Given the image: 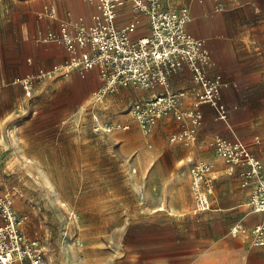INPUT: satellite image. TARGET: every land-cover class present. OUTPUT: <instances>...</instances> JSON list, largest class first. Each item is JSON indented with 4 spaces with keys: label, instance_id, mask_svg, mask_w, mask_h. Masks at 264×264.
Here are the masks:
<instances>
[{
    "label": "crops",
    "instance_id": "obj_1",
    "mask_svg": "<svg viewBox=\"0 0 264 264\" xmlns=\"http://www.w3.org/2000/svg\"><path fill=\"white\" fill-rule=\"evenodd\" d=\"M169 1L189 6L187 30L206 39L210 62L203 67L210 75L222 76V98L228 116L221 119L211 105H201L204 116L198 141L187 145L169 141L173 132L183 129L174 118L160 120L152 134L146 136L129 109L103 117L95 114L104 124H131L129 130L114 131L123 132L128 151L136 153L134 171L139 169L141 173L140 209L129 213L125 226L130 239L126 244L129 264H264V245H253L250 239L231 232L236 225L252 227L264 222V212L254 211L250 205L256 180L245 182L241 173L246 166L223 160L212 145L216 135L240 140L261 160L264 171V38L223 32V16L235 7L224 8L215 0ZM243 7L246 6L236 9ZM98 12V0H0V109L6 102L14 107L23 126L33 121L34 116L28 112L34 111L36 96L27 95L16 80L62 63L68 56L66 45L49 39L48 33L61 34L65 26L76 37L80 18L90 24ZM140 18L146 21L145 28L138 25L133 37L148 35V17L136 13L131 2L119 9L117 23L123 27ZM68 76L66 83L74 79L79 82L84 103L103 84L97 67L74 69ZM51 78L45 76L38 81L42 89L36 83L35 90L39 87L45 91L39 102L53 90ZM171 84L174 90L186 89L189 93L197 87L188 68L173 74ZM61 85L60 82L54 89ZM135 87L120 88L117 91L122 96L113 101L107 98L108 103L127 106L162 89H147L145 95L135 96ZM193 102L192 93L184 99L188 108ZM8 113L0 111L1 131L3 123L9 121L7 117L13 115ZM198 159L211 163L209 176L213 181L211 207L200 211L195 209L190 173L191 164Z\"/></svg>",
    "mask_w": 264,
    "mask_h": 264
},
{
    "label": "rangeland",
    "instance_id": "obj_2",
    "mask_svg": "<svg viewBox=\"0 0 264 264\" xmlns=\"http://www.w3.org/2000/svg\"><path fill=\"white\" fill-rule=\"evenodd\" d=\"M215 1L235 7L223 16V32L264 38V0ZM145 23L138 19L142 29ZM57 75L42 102L45 91L37 82L35 108L28 112L34 119L26 126L14 107L5 102L0 109L13 114L0 130V197L11 199L19 218H26L21 228L40 241L47 264H129L125 226L129 213L140 209L141 173L134 171L136 153L128 151L123 132H96L94 115L126 113L131 103H108L122 96L118 91L100 100L93 94L84 103L79 82Z\"/></svg>",
    "mask_w": 264,
    "mask_h": 264
},
{
    "label": "built area",
    "instance_id": "obj_3",
    "mask_svg": "<svg viewBox=\"0 0 264 264\" xmlns=\"http://www.w3.org/2000/svg\"><path fill=\"white\" fill-rule=\"evenodd\" d=\"M93 1V0H91ZM131 2L136 13L149 19L150 33L133 37L138 21L119 27V9ZM222 6L221 1L218 2ZM99 12L88 24L80 18L78 32L73 37L63 26L62 33H48L49 39L59 40L66 45L68 56L62 63L38 75L18 78L27 95L31 96L36 83L45 76L69 74L71 70H90L97 67L103 84L95 92L97 100L122 87L134 85L143 89H158L152 97L134 101L129 112L137 120L142 133L152 134L158 122L174 118L182 123L183 129L173 132L169 141L191 145L198 141L203 112L201 105L209 104L221 119L228 116L222 98L224 85L220 74H208L203 65L210 62L206 39L192 35L187 30L191 18L187 5L177 6L169 0H98ZM188 68L197 87L191 91L194 102L191 108L184 99L191 95L188 90H174L171 76ZM130 123L109 122L104 124L94 115V130L108 133L129 130ZM212 145L223 160L245 165L241 173L245 182L256 180L250 205L254 211L264 212V171L261 160L248 145L216 135ZM211 163L198 159L190 166L191 185L195 197L196 211L211 207L210 194L213 181L209 176ZM26 218H19L9 198L0 197V264H47L45 251L39 240L29 239L21 228ZM234 236L242 235L253 245H264V222L252 227L236 225Z\"/></svg>",
    "mask_w": 264,
    "mask_h": 264
},
{
    "label": "bare ground",
    "instance_id": "obj_4",
    "mask_svg": "<svg viewBox=\"0 0 264 264\" xmlns=\"http://www.w3.org/2000/svg\"><path fill=\"white\" fill-rule=\"evenodd\" d=\"M13 137V136H12ZM162 206V205H161Z\"/></svg>",
    "mask_w": 264,
    "mask_h": 264
}]
</instances>
